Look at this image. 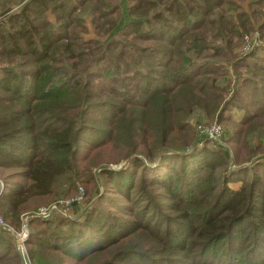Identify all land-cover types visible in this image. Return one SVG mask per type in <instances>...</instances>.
<instances>
[{
  "label": "trees",
  "instance_id": "16d2710c",
  "mask_svg": "<svg viewBox=\"0 0 264 264\" xmlns=\"http://www.w3.org/2000/svg\"><path fill=\"white\" fill-rule=\"evenodd\" d=\"M120 1L0 0V217L80 186L27 218L30 264H264V0Z\"/></svg>",
  "mask_w": 264,
  "mask_h": 264
},
{
  "label": "built area",
  "instance_id": "2783aa9c",
  "mask_svg": "<svg viewBox=\"0 0 264 264\" xmlns=\"http://www.w3.org/2000/svg\"><path fill=\"white\" fill-rule=\"evenodd\" d=\"M260 46L264 47V33L263 35H261L258 30H254L251 34L243 35L242 43L239 48L242 52H246ZM195 129L198 137H205L212 140L213 142H218L223 135V127L216 121H212L208 124H197ZM83 195V189L80 186H77V190L72 196L63 199H58L49 204L39 206L34 211L21 214V224L18 231H15L7 224H5L2 218L0 217V229L6 230L11 234L13 233L14 241L18 242V244L20 245L19 251L23 257L24 264H30L23 245V242L28 234V228L26 224L27 218H45L51 214L71 218L76 215L77 212H79L80 206L83 202Z\"/></svg>",
  "mask_w": 264,
  "mask_h": 264
},
{
  "label": "rangeland",
  "instance_id": "374dc122",
  "mask_svg": "<svg viewBox=\"0 0 264 264\" xmlns=\"http://www.w3.org/2000/svg\"><path fill=\"white\" fill-rule=\"evenodd\" d=\"M120 7H121V14L119 15V18H118V20H117V25H119V24H121L122 22H123V20L125 19V0H121L120 2ZM238 114H239V112H234V111H232V116H233V118H237V116H238ZM203 121V120H202ZM202 122H197V123H195L194 124V127H193V131L196 133V129H195V127H196V125L197 124H201ZM218 123V122H217ZM222 127H223V129H224V126H223V124L222 123H219ZM196 136H197V134H196ZM188 146H190V145H188ZM190 150V149H189ZM188 150V151H189ZM124 163V161H122V162H120L118 165H115V166H111V167H113V168H115V167H117V166H119V165H121V164H123ZM88 198H89V195L87 196V197H85V203H86V201H87V203L88 202H91L95 197L94 196H92V197H90V199H89V201H88ZM39 206H42L41 204L40 205H38V207ZM81 207V206H80ZM75 216V215H74Z\"/></svg>",
  "mask_w": 264,
  "mask_h": 264
},
{
  "label": "water",
  "instance_id": "95a60500",
  "mask_svg": "<svg viewBox=\"0 0 264 264\" xmlns=\"http://www.w3.org/2000/svg\"><path fill=\"white\" fill-rule=\"evenodd\" d=\"M0 190H1V186H0ZM11 235L13 236V233ZM14 243H15L14 246H15L16 253L18 254L20 264H24L23 257H22V255L20 254V251H19L20 245L16 241H14Z\"/></svg>",
  "mask_w": 264,
  "mask_h": 264
},
{
  "label": "crops",
  "instance_id": "0c3cea01",
  "mask_svg": "<svg viewBox=\"0 0 264 264\" xmlns=\"http://www.w3.org/2000/svg\"><path fill=\"white\" fill-rule=\"evenodd\" d=\"M263 32H264V29H263ZM238 115H239V114H238ZM77 213H78V212H77ZM77 213H76V214H77Z\"/></svg>",
  "mask_w": 264,
  "mask_h": 264
},
{
  "label": "bare ground",
  "instance_id": "6f19581e",
  "mask_svg": "<svg viewBox=\"0 0 264 264\" xmlns=\"http://www.w3.org/2000/svg\"><path fill=\"white\" fill-rule=\"evenodd\" d=\"M19 237H21V236H19Z\"/></svg>",
  "mask_w": 264,
  "mask_h": 264
}]
</instances>
